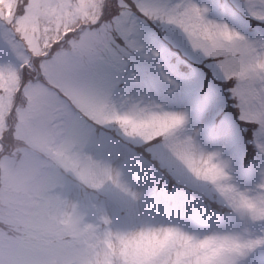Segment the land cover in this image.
Instances as JSON below:
<instances>
[{
    "label": "clouds",
    "instance_id": "obj_1",
    "mask_svg": "<svg viewBox=\"0 0 264 264\" xmlns=\"http://www.w3.org/2000/svg\"><path fill=\"white\" fill-rule=\"evenodd\" d=\"M29 2L27 26L0 25L20 53L16 80L0 73L7 124L0 136V264H176V249L153 238L168 227L196 240H264V218L238 206L243 192L264 208V154L256 152L241 175L228 141H190L193 126L161 140L154 116L182 108L149 95L100 92L85 70L87 57L74 54L95 24L81 0ZM102 105L106 116L140 122L138 134L116 120L101 125L95 114ZM145 145H162L163 156L137 158L130 146ZM157 185L171 197H161ZM168 211L172 219L163 218ZM217 251V264H253L256 254L264 261V245ZM180 264H196V256Z\"/></svg>",
    "mask_w": 264,
    "mask_h": 264
},
{
    "label": "snow or ice",
    "instance_id": "obj_2",
    "mask_svg": "<svg viewBox=\"0 0 264 264\" xmlns=\"http://www.w3.org/2000/svg\"><path fill=\"white\" fill-rule=\"evenodd\" d=\"M29 8L18 5L13 21ZM93 19L74 54L87 57L85 70L99 87L107 90L123 78L129 59L138 57L145 71L164 70L166 60L171 102L183 107L171 114L174 120L195 118L209 142L224 139L237 150L243 145L246 154H264V2L118 0ZM19 55L12 34L0 27V73L13 82ZM258 245L264 240L238 245L236 252Z\"/></svg>",
    "mask_w": 264,
    "mask_h": 264
},
{
    "label": "rangeland",
    "instance_id": "obj_3",
    "mask_svg": "<svg viewBox=\"0 0 264 264\" xmlns=\"http://www.w3.org/2000/svg\"><path fill=\"white\" fill-rule=\"evenodd\" d=\"M18 1L19 0H0V18L8 21L13 20V17L16 16L15 11L18 6ZM81 2L84 5L81 11H84L85 13H91L93 19V17H98L100 15L101 6H115L118 0H81ZM197 2L199 3L201 2V0H197ZM205 2L211 3L212 0H205ZM27 6H31L30 2ZM209 18L216 19L219 17L216 13H210ZM28 19V11H26L24 16L20 17L17 21V25L20 27L27 26ZM163 62L165 64L164 70H160L156 67H151L150 70L145 71L141 67L138 57L129 59L126 64V71L123 78L119 79L117 82H114L111 88L105 90L99 87V90L102 94H108L114 90L121 98L128 94L149 95L155 97L158 104L161 101L166 100L170 104L178 105L171 102V97L169 94V84L165 79V76L167 74V61L164 60ZM178 106H180L182 110H176L175 108H165L163 111L157 113L154 116V123L159 129L158 133L156 134L160 136L161 140L166 141L171 135H175L177 132L185 130L189 128V126H193L191 127V134L187 137V139L190 141L197 136H199L204 142L209 144H214L220 141H228L221 139L217 142H209L206 133L201 132L200 123L195 118H192L191 120L185 122L174 120L171 114L174 112L178 113L183 111V107L181 105ZM102 108L103 105L101 106V111L95 114V118L99 120L101 125H105L111 120H116L121 124L122 127L125 125L127 126L124 127V131L128 132L130 136H136L138 134L139 128L141 126L140 122L135 121L128 116H120L119 114H114L110 117L106 116L103 113ZM4 114L5 113L0 112V136L3 135L7 126V124L4 123ZM145 139H150V137H145ZM228 142L231 146L232 155L235 157V167L241 175L247 174L252 165L246 169L242 163V158L245 155L243 145H241L239 150H237L233 147L230 141ZM130 147H132L133 152L136 154L137 158H139L141 154L137 152L134 146ZM145 148H147V151H145ZM140 149L145 154L151 153L153 157L159 158L163 156L162 145H155L154 147L145 145L144 147H140ZM228 187L229 190H231V186ZM130 189L131 188H125L124 190L133 200H135L137 198V192L133 190L134 193H130ZM156 191L159 192V195L164 198H170L172 195L169 190L162 191L159 185L156 186ZM238 201V206L240 209L246 210L249 213H253L256 217L264 218V208H258L255 201H253L250 197L244 195L243 192H239ZM205 211H208V209L206 208ZM163 218L172 219L171 216L168 217L166 216V214ZM169 229L171 231H167ZM161 231L163 235L154 234L153 238L161 242V248L173 247L176 249L174 253L176 264H180V261L189 254L196 256V264H217V262L220 260L219 253L217 251L218 249L236 251L238 245L245 244L238 239H226L225 241H220L217 239L196 240L193 236L188 235L175 227L164 228ZM106 244L109 248L112 247V242L110 240L106 241ZM252 259L253 264H256V262L260 261L262 257L260 254H257V258L253 256ZM133 264H136V262L134 261Z\"/></svg>",
    "mask_w": 264,
    "mask_h": 264
},
{
    "label": "trees",
    "instance_id": "obj_4",
    "mask_svg": "<svg viewBox=\"0 0 264 264\" xmlns=\"http://www.w3.org/2000/svg\"><path fill=\"white\" fill-rule=\"evenodd\" d=\"M252 150H255L254 148Z\"/></svg>",
    "mask_w": 264,
    "mask_h": 264
}]
</instances>
